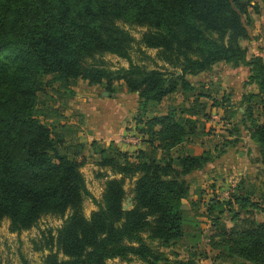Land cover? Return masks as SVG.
I'll return each mask as SVG.
<instances>
[{"label": "trees", "instance_id": "trees-1", "mask_svg": "<svg viewBox=\"0 0 264 264\" xmlns=\"http://www.w3.org/2000/svg\"><path fill=\"white\" fill-rule=\"evenodd\" d=\"M251 2L0 0V218H8L15 231L33 225L44 213L63 214L71 209L56 236L65 258L50 253L45 264H105L113 258L159 264L165 257L147 239L165 245L182 239L188 213L182 201L189 193L184 176L202 168L211 154L175 158L171 150L203 134L191 118L207 117L203 98L213 106H225V98L213 97L203 83L193 85L188 78L209 71L215 63L248 66L247 82L255 83L257 92L244 96V113L231 109L226 116L236 117L231 133L240 136L241 126L247 129L264 163V118L259 120L264 114L259 112L264 111V59L258 55L247 59L240 44L248 35V9L257 7L259 1ZM117 20L147 25L142 43L160 49L163 61L175 70L166 74L130 61L128 68L116 71L98 63L84 64L86 57L98 52L129 57L134 38ZM121 78L137 91L144 110L149 102L158 103L171 93L179 92L183 99L161 114L146 118L143 112L134 114L130 129L142 137L145 146H139L134 161L126 160L122 152L121 158L100 160V165L110 166L121 177L105 180L101 203L87 218L81 204L91 194L80 170L82 163L70 144L65 145L64 127L47 125L39 118L49 119L55 111L44 102L38 104L39 93L57 82L54 91L64 95L59 89L75 85L77 79L95 84L106 81L109 91ZM134 176L133 204L125 210L124 179ZM228 197L227 203L239 210H264V198L263 202L253 200L241 184ZM215 201L214 197L208 200L207 210ZM221 236L220 244L214 246L225 247L229 255L253 264H264V221L234 223L224 227ZM176 263L194 264L189 259Z\"/></svg>", "mask_w": 264, "mask_h": 264}, {"label": "rangeland", "instance_id": "rangeland-1", "mask_svg": "<svg viewBox=\"0 0 264 264\" xmlns=\"http://www.w3.org/2000/svg\"><path fill=\"white\" fill-rule=\"evenodd\" d=\"M257 1L260 2V0ZM116 23L134 38L128 52L129 57H122L111 52H98L86 57L84 64L98 63L112 71H116L121 68H128L130 61L146 69H160L166 74L175 70L174 67L163 61L160 56V49L145 47L142 43V34L147 31V25L124 20H117ZM178 73L180 72L178 71ZM104 82L106 83V81ZM105 83L95 84L89 83L85 79H77L75 85L69 86L65 90L60 88L61 92H65L64 95H60L57 91H54L55 88H58V83L55 82L51 86H45L39 93L38 98V104L44 102L47 107L55 109L51 118L46 120L42 117L39 118L47 125L55 124L57 128L60 125L64 127L66 136L64 143L65 145L70 144V150L76 151L75 157L82 163L80 170L84 176L86 187L91 194V196H85L81 204V212L87 218L93 211L98 209V203H101L105 180L109 177H121L119 174H114L110 166L100 165V160L104 157L118 156V158H121L122 156L118 154L122 152L126 154V160L134 161L136 151L140 148L136 147L130 151L120 149V146H124V148H132L133 146L127 142L122 143L120 140L121 135L131 130V124H133L131 120L123 123L111 140L100 142L94 140L93 132L90 133L89 131L90 128L95 129L91 110H95L96 107L102 108L101 103H107V108H110L113 102L118 101L126 103L131 108L132 105L134 106L138 102L134 113L141 114L143 112V118H146V116L151 117L166 112L165 110L168 109L169 105L179 104L183 99L181 93H171L161 101L162 103L149 102L144 110L141 108L137 91L129 89L124 79L121 78L114 82L109 91H107ZM101 110L104 111L105 109L102 108ZM259 112L264 111L261 108ZM259 117V120L263 119L264 114L261 113ZM94 119H96L95 116ZM210 135L214 137L206 140L211 141V145L216 141L221 142L220 133H210ZM93 140L94 143H91ZM246 140L247 138H245ZM141 142L142 137H139V143ZM247 144L249 145L247 146ZM244 146H247V152L243 158H239L237 153L233 152L230 158L224 156L222 163L219 160L220 169L212 172L214 174L212 176L213 181L217 183H212L210 179L208 182L203 183L204 189L196 190L193 187L195 185H192L193 192L198 193L199 190H203L202 194L207 196L205 198L214 197L216 201L213 203L211 211L207 210L209 199L207 201L200 200L193 206L189 204V201L185 203V206H189L191 209L189 208L185 216L186 233L179 242L165 245L156 240L150 241L147 239L151 246L165 257L159 264H177L178 261L188 259L192 260L194 264H253L236 255H229L225 247L214 246L220 244L222 240L221 231L224 227H230L234 223H245L249 220L264 221V210L244 211L227 203L229 200L228 191L239 184H241L243 190H249L250 197L253 200L263 202L264 163L261 162L258 145L247 140ZM135 179L136 176L124 179L126 195L123 204L126 198L130 197L128 208H131L133 204L132 188ZM217 184L220 186H216ZM211 185L216 186V188ZM196 186L200 188V185ZM70 212L71 209L68 208L63 214L44 213L33 225L15 231L11 230L8 218H0L1 264H23L25 261L30 264H45V257L50 253L58 254L60 259L65 258L58 248L56 236L58 228L61 227ZM144 236L146 237V233H144ZM221 250L224 253L220 254ZM105 264L145 263L139 259L125 261L113 258L107 259Z\"/></svg>", "mask_w": 264, "mask_h": 264}, {"label": "crops", "instance_id": "crops-1", "mask_svg": "<svg viewBox=\"0 0 264 264\" xmlns=\"http://www.w3.org/2000/svg\"><path fill=\"white\" fill-rule=\"evenodd\" d=\"M251 4H254V2L252 1ZM245 26L248 35L240 39V44L246 49L247 59L252 55H258L264 59V4L261 1L258 2L257 7H249L248 15L245 19ZM248 75L249 71L246 65L233 66L230 63L218 62L209 71L189 76L191 84L198 85L203 83L213 97L217 99L225 98L226 101L223 102L225 106H213L210 99L203 98L202 100L207 103L205 109L207 117L202 115H194L191 117L197 121L198 126L203 130V134L200 138L194 140H184L171 150V156L175 158L184 154L199 155L205 151L211 154V160L202 168L196 169L184 176L189 184V193L182 201V207L186 210L191 209V207L185 206V203H188V201L191 204L193 202L197 203L200 200L207 201L209 199L205 198L207 197L206 194H202L203 190H199L198 193L193 192L192 185H195L193 187L196 190L204 189L203 183L208 182L210 179L212 183H217L213 181L212 176L214 174L212 172L220 169V164H218L219 160L222 163L224 161L222 160L223 157L227 156L230 158L233 152H236L239 158H243L246 155L249 144L247 146L244 145L247 143V140L252 141L248 133L246 134L247 129L241 126L240 136L236 132L231 133L230 130L236 117L228 118L226 113L231 109H237L239 112L244 113V107L247 104L244 101V96L248 93L257 92L256 84L247 82ZM227 90L229 91L226 92ZM137 104L138 102L130 108L126 103L116 101L111 104L110 108H107V103H101L100 105L105 109L104 111L100 107L91 110L93 114L92 122L94 123L93 126H95V129L90 128L89 131L90 133L93 132V137H95L93 139L97 140V142L111 140L119 128L122 127L123 123L127 120L134 121L132 118L135 114L134 111L137 109ZM94 116L96 119H94ZM210 133H220L221 142L216 141L211 145V141L206 140L214 137ZM236 138L239 139L236 140ZM245 138H247L246 141ZM139 146L144 147L145 144L139 143L137 147ZM120 149L130 151L131 149H135V147L124 148V146H120ZM196 185H200V188ZM211 186L213 187L214 185ZM216 186L219 187L220 185L217 184ZM216 186L213 188H216Z\"/></svg>", "mask_w": 264, "mask_h": 264}, {"label": "built area", "instance_id": "built-area-1", "mask_svg": "<svg viewBox=\"0 0 264 264\" xmlns=\"http://www.w3.org/2000/svg\"><path fill=\"white\" fill-rule=\"evenodd\" d=\"M122 141H125L127 143H130L131 145H133L135 148L138 146L139 144V137L134 133L133 130L127 131L126 133H124L121 137ZM230 191H233V189L231 188L227 195L229 194Z\"/></svg>", "mask_w": 264, "mask_h": 264}, {"label": "water", "instance_id": "water-1", "mask_svg": "<svg viewBox=\"0 0 264 264\" xmlns=\"http://www.w3.org/2000/svg\"><path fill=\"white\" fill-rule=\"evenodd\" d=\"M129 199H130V197H127L125 203L123 204V209H125V210L128 209V206L130 204Z\"/></svg>", "mask_w": 264, "mask_h": 264}]
</instances>
